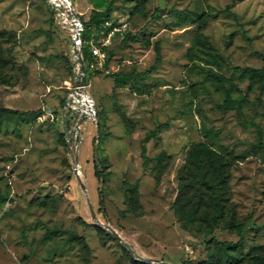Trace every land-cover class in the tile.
I'll return each instance as SVG.
<instances>
[{"label":"rangeland","instance_id":"1","mask_svg":"<svg viewBox=\"0 0 264 264\" xmlns=\"http://www.w3.org/2000/svg\"><path fill=\"white\" fill-rule=\"evenodd\" d=\"M110 3L111 19L130 28L82 78L93 119L73 97V42L46 0H0V107L37 113H0V264H264V89L236 70L264 66V0ZM75 8L89 20L91 9ZM194 146L236 158L228 188L244 242L232 261L230 250L207 254L239 241L226 222L209 235L182 228L189 212L176 198Z\"/></svg>","mask_w":264,"mask_h":264},{"label":"trees","instance_id":"2","mask_svg":"<svg viewBox=\"0 0 264 264\" xmlns=\"http://www.w3.org/2000/svg\"><path fill=\"white\" fill-rule=\"evenodd\" d=\"M111 9L112 4L110 3L106 9H93L88 21L83 19L86 26L84 38L88 39L91 37L93 27L100 25L105 20L111 19L109 15ZM82 56L85 63L84 81L91 68V52L87 45L82 47ZM158 63L159 60H157L156 64L144 74L154 70ZM236 70L240 71L242 76L259 82L262 89H264V66L261 68L236 67ZM208 77L225 87L227 92V97L225 99L226 104H231V90L225 86V77L211 69L208 71ZM115 78L117 81H124L127 79V74L119 72L116 74ZM0 113L3 115L28 117L37 115L35 111L27 112L7 107H0ZM97 140L98 137L94 138L93 144H96ZM65 145L67 146L66 139ZM193 151H196L198 157L196 159L194 158L195 160L190 158L182 169L180 173L182 178L181 188L176 198L177 205H179L183 211L189 212L186 223L182 225V228L188 230L190 225L198 226L197 230L203 231L206 235H209L214 234L215 229L220 226V224L226 222L225 227L235 230L238 233L240 236L239 241H215L217 247L215 249H208L207 254L210 260H217L220 257V252L222 250H230L233 252L230 256V260L232 261L235 258H238V256H242L241 251H243L242 245L244 242V224L237 220L236 211L230 202V192L228 188L231 178L232 164L236 158L227 150L217 153L207 150L206 148L203 149L194 146L191 152L193 153ZM101 167H103V165L99 161L94 164V173L98 178L102 177ZM139 185V179L133 184L128 185L130 190L133 191V204L138 202L137 192ZM101 204H103L102 200ZM238 248L240 250L239 254L237 253L238 251H236Z\"/></svg>","mask_w":264,"mask_h":264},{"label":"built area","instance_id":"3","mask_svg":"<svg viewBox=\"0 0 264 264\" xmlns=\"http://www.w3.org/2000/svg\"><path fill=\"white\" fill-rule=\"evenodd\" d=\"M46 2L53 10L57 22L64 29L69 31L73 42V50H78L82 55V47L84 45L89 47V51L91 52V68H95L103 64L104 47L107 46L116 36L124 34L130 28V23L128 20L115 23L112 19H108L102 22L100 25L93 27V33L91 37L86 39L84 38L86 26L81 13L75 8L73 0H46ZM75 61L76 65L74 68L76 75L83 78V76L80 75V62L76 53ZM83 87L84 85H82V83L81 85H78L76 94L73 95V97L78 99L79 94L82 97L83 93H80L79 89ZM87 101V104L83 103L86 108L82 109V115L96 119L94 100L89 95H87ZM65 108H68V106L66 105Z\"/></svg>","mask_w":264,"mask_h":264},{"label":"water","instance_id":"4","mask_svg":"<svg viewBox=\"0 0 264 264\" xmlns=\"http://www.w3.org/2000/svg\"><path fill=\"white\" fill-rule=\"evenodd\" d=\"M78 57H79V62H80V75L83 76L84 75V70H85V63H84V60H83V57L82 55L80 54V52L78 50H75L74 51ZM82 83V77H79L78 81H77V85H81ZM77 153H72V157H73V161H74V171H75V174L79 180V183L82 185L83 189L84 190H87L85 184L83 183L82 181V178L80 176V169H79V161H78V157H77ZM90 209H91V212H92V215L93 217L97 220V216L95 214V211H94V208L90 202ZM105 226L116 236V238H118L119 240H121L122 242L125 243V245L129 248V250L131 251L132 254L136 255V251L129 245L127 244L123 238L119 235V233L109 224V223H106ZM142 262L144 263H156V264H172L168 261H165V260H162V259H157V258H145V259H141Z\"/></svg>","mask_w":264,"mask_h":264},{"label":"crops","instance_id":"5","mask_svg":"<svg viewBox=\"0 0 264 264\" xmlns=\"http://www.w3.org/2000/svg\"><path fill=\"white\" fill-rule=\"evenodd\" d=\"M107 3V0H89L88 3L85 2L84 0H77L76 1V6L78 8L81 7L82 9H91V12L93 9H98V10H103L105 8V5ZM83 10V11H85ZM80 13H82L80 10H78Z\"/></svg>","mask_w":264,"mask_h":264},{"label":"bare ground","instance_id":"6","mask_svg":"<svg viewBox=\"0 0 264 264\" xmlns=\"http://www.w3.org/2000/svg\"><path fill=\"white\" fill-rule=\"evenodd\" d=\"M87 95H88L87 93H83V95H82V100H83L82 102L83 103H86V104L88 103V101H87Z\"/></svg>","mask_w":264,"mask_h":264}]
</instances>
